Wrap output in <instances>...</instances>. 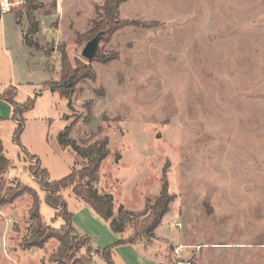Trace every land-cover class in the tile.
Listing matches in <instances>:
<instances>
[{"label": "rangeland", "instance_id": "374dc122", "mask_svg": "<svg viewBox=\"0 0 264 264\" xmlns=\"http://www.w3.org/2000/svg\"><path fill=\"white\" fill-rule=\"evenodd\" d=\"M101 3L24 0L0 15V95L33 102L16 118L17 144L12 106L0 98L9 162L0 184L34 190L43 225L59 229L62 220L24 169L34 156L50 181L82 169L86 160L58 144L70 126L68 138L84 152L108 141L95 186L113 197L114 218L120 205L142 214L166 174L173 199L154 238L114 247L113 264H158L159 256L162 264H264V0H127L118 16L132 25L101 42L100 59L88 63L84 36ZM62 54L72 70L80 64L94 76L76 81L68 98L59 93ZM61 194L76 230L95 248L112 245L107 224L81 215L71 188ZM31 202L25 194L0 206V264H76L84 250L62 259L55 239L25 247ZM133 233L130 225L118 237ZM93 264L107 263L96 255Z\"/></svg>", "mask_w": 264, "mask_h": 264}, {"label": "trees", "instance_id": "16d2710c", "mask_svg": "<svg viewBox=\"0 0 264 264\" xmlns=\"http://www.w3.org/2000/svg\"><path fill=\"white\" fill-rule=\"evenodd\" d=\"M127 0H102L100 6L95 7V18L91 23V29L84 36L85 41H89L96 33L105 32V38L101 41L109 40L112 35L121 28L132 25L130 22L122 21L118 16V8ZM35 31V30H34ZM26 44L32 46L31 42L26 39ZM100 59L99 54L91 61ZM88 62V63H91ZM60 73L62 76V88L59 91L62 98H68L70 91L73 90L74 83L84 78L94 79L93 74L84 66L77 64L74 70L71 69L65 54L61 55ZM7 93V92H6ZM5 92L0 95V98L7 100L12 106V118L17 122L14 130L13 140L19 144V137L23 130V123L16 119L24 112L32 108V104L28 103L24 106H19L13 101L11 95ZM1 120V118H0ZM71 127H66L58 136V144L62 148H70L78 156L86 160V164L78 171H72L65 178L58 181H50L46 170L41 168L37 157H32L34 166L27 170L30 177L35 181L39 188L44 192V199L48 206L55 210V217L62 220V225L59 229L51 226L43 225L40 217V201L37 193L28 188L20 187L14 184L12 188H4L0 184V206L8 205L20 199L27 194L31 197L32 202L28 210V220L32 223L30 237L24 242L28 249H42L44 245L51 239L57 240L59 243L58 257L70 258L71 254L84 250V255L80 257L76 264H93V256H99L107 264H113L112 250L116 246L135 245L138 240L144 238L147 245L154 238V232L160 225L162 218L169 211V205L172 202V197L168 194V184L166 174L163 173L162 186L159 195L152 203H148L145 211L140 215H134L131 212L124 210L120 205L118 207L117 218L113 217V197L110 194H100L96 189L98 182V171L102 162L108 157L109 150L107 148L108 141L103 139L97 141L85 152L82 151L75 143L68 138ZM9 162L3 156L2 143L0 141V173L7 169ZM71 188L72 194L81 200L83 204L103 223L107 224L109 230L113 234L121 235L128 226L132 225L134 233L126 239L120 240L103 249L95 248L91 239L86 235H81L73 226V214L67 210V205L62 197L61 192ZM4 192L2 195L1 193ZM142 217L138 222L134 219ZM80 234V235H79Z\"/></svg>", "mask_w": 264, "mask_h": 264}, {"label": "crops", "instance_id": "0c3cea01", "mask_svg": "<svg viewBox=\"0 0 264 264\" xmlns=\"http://www.w3.org/2000/svg\"><path fill=\"white\" fill-rule=\"evenodd\" d=\"M6 15V14H5ZM80 213H81V215H83V216H87L89 219H90V221H91V223L92 224H94V225H96V227H101L102 229H105V227H107V226H105V224H103L91 211H90V209L88 208V207H86L85 205H84V207L83 208H81V211H80ZM117 218V217H116ZM74 222L76 223L77 221H76V215L74 216ZM77 225H79L78 223H77ZM100 225V226H99ZM85 228H83V230H84ZM87 231H86V233L88 234V235H90V236H92V237H94V235H95V238H98L97 236V233L96 232H94L92 229H86ZM107 232V231H106ZM82 234V233H81ZM118 236H120L119 234H116V236L115 237H113L112 238V240H113V243L112 244H114V243H116V242H118V241H120L121 240V238L120 237H118ZM137 243H142V242H140V241H138ZM121 246H125V245H121ZM121 246H119V247H121ZM119 247H117V248H119ZM160 258H159V262H158V264H162V257L161 256H159ZM140 262H144V263H146L145 261H140ZM147 264H155V263H152V262H149V263H147Z\"/></svg>", "mask_w": 264, "mask_h": 264}, {"label": "water", "instance_id": "95a60500", "mask_svg": "<svg viewBox=\"0 0 264 264\" xmlns=\"http://www.w3.org/2000/svg\"><path fill=\"white\" fill-rule=\"evenodd\" d=\"M104 38L105 32L100 31L96 33L89 41H87L81 51L82 58L88 62H91L97 56L99 45Z\"/></svg>", "mask_w": 264, "mask_h": 264}, {"label": "built area", "instance_id": "2783aa9c", "mask_svg": "<svg viewBox=\"0 0 264 264\" xmlns=\"http://www.w3.org/2000/svg\"><path fill=\"white\" fill-rule=\"evenodd\" d=\"M23 1L24 0H0V15L8 14L13 6L20 5L23 3ZM180 251L181 248H176L174 253L178 254Z\"/></svg>", "mask_w": 264, "mask_h": 264}]
</instances>
